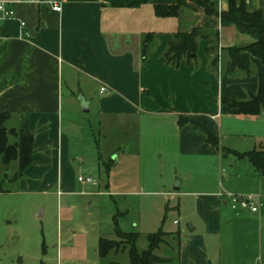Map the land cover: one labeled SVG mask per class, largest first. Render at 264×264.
<instances>
[{"label":"crops","instance_id":"crops-1","mask_svg":"<svg viewBox=\"0 0 264 264\" xmlns=\"http://www.w3.org/2000/svg\"><path fill=\"white\" fill-rule=\"evenodd\" d=\"M5 1L12 4L17 19L0 21V112L10 114L4 124L6 129L26 131L35 137L33 164L24 174L35 179V188L47 192L54 185L58 194H95L93 190L76 193L79 177L76 182L73 165L81 162L83 138L71 130L74 119L81 113H92L94 124L105 135L112 128L116 132L117 128L126 130L124 138L123 135L119 138L124 145L133 143L129 131H135L136 121L147 118L153 130L165 134L162 143L173 142L177 157L257 150L253 140L243 152L217 149L206 142L204 134L193 129L196 126L206 130L220 145L226 132L236 130V121L256 117L235 115L222 102V99L247 101L251 94L257 93L259 76L264 74V66L247 52L241 54L243 69L231 70L227 50L252 43L249 36L240 34L236 28H223L219 18L189 9H184L178 18H158L153 6L142 3L144 0ZM49 2H58L61 11H52ZM245 4L249 11L261 10L264 14V0H245ZM228 7V0H219L220 12ZM19 21L25 22L27 37L23 36ZM195 28L201 30L195 59H183L178 68L167 65L165 53L174 34ZM147 34L154 37L143 58L142 42ZM102 88L106 92L101 93ZM223 117L225 123L221 121ZM180 118L185 125L179 126ZM7 123L14 127L8 128ZM90 126L93 131V124ZM162 145L168 154V146ZM132 161L135 164L133 157L119 151L112 164L127 172L121 175L126 178L134 173ZM252 173L259 180L264 178L254 168ZM131 182L130 178L128 185ZM85 185L97 186L94 180ZM182 185L178 182L170 193L150 192L157 195L176 192L179 197L195 198V219L186 221L194 231L177 230L178 264H219L214 261L215 248L220 247L225 230L233 226L229 215H225L226 208L233 211L228 194L222 189L183 191ZM118 194L126 197L132 193ZM73 208L71 205L70 209ZM233 212L235 220L252 227L255 220L245 213L251 216L256 213ZM226 218L230 222L224 227ZM258 223L261 243L264 218L260 217ZM174 225L179 226L180 222L174 221ZM250 230L247 233H252ZM262 261L259 256L254 264H263Z\"/></svg>","mask_w":264,"mask_h":264},{"label":"rangeland","instance_id":"rangeland-1","mask_svg":"<svg viewBox=\"0 0 264 264\" xmlns=\"http://www.w3.org/2000/svg\"><path fill=\"white\" fill-rule=\"evenodd\" d=\"M74 120L71 131L83 138L81 162L73 165L74 179L77 182L78 177H91L97 185L86 187L78 182L76 193L93 190L95 194H58L59 189L54 185L45 192L33 186V177L15 180L18 162L4 165L0 157V184L5 191L0 194V264H129L127 251L110 253L101 259L97 253L99 238L117 240L116 228L124 233H136V250L142 252L148 247L149 234L160 229L175 233L179 228H185L186 221L195 219V198L179 197L176 192L171 195L150 193H170L178 182L183 183V191L222 189L224 194L256 196L262 202L259 211L252 216L245 213L255 220L251 228L245 221L241 224L242 221L235 220V212L225 209L233 226L225 230L220 247L215 248L214 261L254 264L255 258L262 256L264 264V232L260 243L258 226L259 218H264V178L259 180L252 173L248 159H239L234 154L222 155L221 152L192 158L177 157L173 142L162 143L165 134L153 130L147 118L140 117L136 121L135 131H129V136L134 137L133 143L127 145L119 142L126 130L116 127L117 132L112 128L105 135L94 124L92 113L78 114ZM225 120L224 117L221 119L223 123ZM12 125L6 124L8 128L14 127ZM236 130L226 132L219 145L221 149L243 152L254 141L257 150L261 147L264 150V112L255 118L244 117L236 121ZM17 141L15 136L8 135L9 145ZM162 144L168 146V154ZM119 151L134 158L132 177L123 178L121 175L128 173L112 164ZM236 176L240 178L235 179ZM130 178L132 184L128 185ZM124 191L132 194L119 196L118 192ZM71 205H74L73 209H70ZM229 220L225 219L224 227ZM174 221L180 225H174ZM248 228L252 233H247L251 232ZM163 240L155 255L171 259L170 264H178V243L169 237Z\"/></svg>","mask_w":264,"mask_h":264},{"label":"trees","instance_id":"trees-1","mask_svg":"<svg viewBox=\"0 0 264 264\" xmlns=\"http://www.w3.org/2000/svg\"><path fill=\"white\" fill-rule=\"evenodd\" d=\"M219 0H144L142 3H149L153 6L155 16L158 18H178L184 9L192 11H201L209 18H219L223 28L234 27L242 34L249 36L252 43L243 48L228 49L231 60V70L243 69L241 54L249 53L258 59L264 66V14L261 10L249 11L245 0H240L237 4L235 0H228L229 7L225 12H220L218 8ZM140 5L135 4L133 7ZM201 36V30L198 28L190 32H177L173 39L168 42L165 62L171 67L178 68L183 59L193 60L198 50V39ZM153 34H147L143 38L141 55L146 57L147 51L153 41ZM223 104L234 110L235 115L239 116H257L264 112V74L259 76L258 91L251 94L247 101H236L222 99ZM10 114L0 112V157L4 165L12 161L18 162V173L15 180L24 176L25 172L33 164V142L27 140L26 131L19 133L14 129H6L4 124L9 119ZM179 126L185 125L180 118ZM193 129L205 135L206 142L214 148H219L218 140L212 134L204 129L193 126ZM8 135L15 136L18 141L14 145L8 144ZM239 159H248L255 169L256 173L264 176V150H254L248 153H234ZM5 193L0 184V194ZM179 231L176 233H165L161 229L147 236L148 247L145 251L137 252L136 243L138 234L123 233L118 228L114 235L117 240H108L101 238L98 242V256L105 259L110 253L118 254L127 251L129 264H170L171 259H164L155 255L160 245L164 242L163 238L175 239L179 245ZM120 264V263H114Z\"/></svg>","mask_w":264,"mask_h":264},{"label":"built area","instance_id":"built-area-1","mask_svg":"<svg viewBox=\"0 0 264 264\" xmlns=\"http://www.w3.org/2000/svg\"><path fill=\"white\" fill-rule=\"evenodd\" d=\"M27 2H30L28 0ZM51 6V10L54 12H60L61 7L58 2H49ZM9 19H17L16 12L11 3L0 0V21L9 20ZM19 25L21 30L23 31V36L27 37L28 33L25 31L26 24L23 21H19ZM106 92L105 88L101 89V93ZM78 181L82 184H91L93 180L91 178H83L79 177ZM227 199L229 201V205L233 211H250L252 213H257L259 208L262 206V202L256 197L252 195H232L228 194Z\"/></svg>","mask_w":264,"mask_h":264},{"label":"water","instance_id":"water-1","mask_svg":"<svg viewBox=\"0 0 264 264\" xmlns=\"http://www.w3.org/2000/svg\"><path fill=\"white\" fill-rule=\"evenodd\" d=\"M84 111H85V110H84ZM86 111H87V110H86ZM26 136H27V140L30 141V142H33V141L35 140V137L32 136V135L27 134ZM177 189H178V188H177ZM185 228H186V230H187L188 232H190V233L194 231V228H193L192 224H190V223H188V224L185 226Z\"/></svg>","mask_w":264,"mask_h":264}]
</instances>
